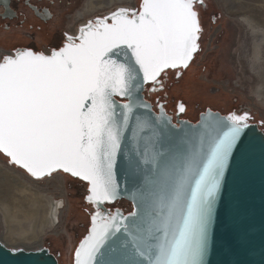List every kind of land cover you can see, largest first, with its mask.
<instances>
[{"label":"snow or ice","instance_id":"snow-or-ice-1","mask_svg":"<svg viewBox=\"0 0 264 264\" xmlns=\"http://www.w3.org/2000/svg\"><path fill=\"white\" fill-rule=\"evenodd\" d=\"M27 6L51 19L47 9ZM206 7L205 0H139L89 20L57 47L34 48L45 38L30 26L17 36L27 43L0 54V155L38 181L63 174L84 182L95 208L74 264H208L217 197L250 117L216 118L194 143L170 148L148 137L141 149L140 134L155 133L135 114L151 112L142 93L166 95L169 79L180 80L194 62ZM155 107L156 121L166 119L159 100ZM120 156L126 175L143 174L127 217L101 207L121 195Z\"/></svg>","mask_w":264,"mask_h":264},{"label":"rangeland","instance_id":"rangeland-1","mask_svg":"<svg viewBox=\"0 0 264 264\" xmlns=\"http://www.w3.org/2000/svg\"><path fill=\"white\" fill-rule=\"evenodd\" d=\"M85 1L55 0L56 4L52 6V11L57 21L55 23L61 22L59 28L62 32L68 31L77 23V21H74L75 15L77 11L82 9ZM125 3L130 7H137L139 0H131L122 4ZM210 5L220 15L227 27L226 38L221 43V48L218 51L220 52L219 57H222L224 62L227 60L226 79L216 76V79L223 78V80L210 81V86L223 91L224 96L232 104L230 109H236L240 105V109L250 108L255 112L256 119L261 124L260 128L264 132V99L258 96V91L264 83V38L258 34L260 62L257 66V78L249 70L252 56L249 38L243 25L240 23V26L237 21V17L249 16L252 25L258 27V31H264V0H210ZM67 10L70 11L67 13L69 17L66 20L60 18L62 13ZM55 23L49 24L50 29L54 28ZM44 38V41L39 45L40 49L42 47L47 48L46 46L51 40L45 36ZM10 49V47H7L3 51H9ZM214 49L215 45H208L205 52ZM216 58L218 57H212L214 60ZM230 79L233 80L232 83H234L233 87L235 89L232 88L231 81H228ZM144 94L148 95L147 92H144ZM24 184L27 190L36 194V199H32L28 193L25 195L22 193ZM86 194V186L79 180L67 178L63 174H54L51 178L35 181L20 169L8 165L6 159L0 155V242L11 249L37 250L40 247L50 248L51 254L56 256L59 264H72L74 250L79 241L86 235L89 227V217L93 212L92 206L84 203ZM30 198L39 203L38 209L34 210L32 208V202L28 201ZM50 198H53L54 202L63 199L65 206L60 216V225L57 227L44 226L41 235L40 227L46 214L45 205ZM106 206L111 210L113 208L122 209L124 213L132 211L131 204L125 200ZM1 208L9 212V227L6 226ZM32 233L37 234L38 237L32 239Z\"/></svg>","mask_w":264,"mask_h":264},{"label":"water","instance_id":"water-1","mask_svg":"<svg viewBox=\"0 0 264 264\" xmlns=\"http://www.w3.org/2000/svg\"><path fill=\"white\" fill-rule=\"evenodd\" d=\"M110 13L107 12L104 16ZM81 26L83 25H79L78 29ZM78 29L75 35L78 34ZM67 35L71 34L67 33ZM141 96L144 99V93ZM117 99L120 98L117 97ZM148 104L151 112L137 109L135 114L150 120L155 135L152 132L141 133L140 135L145 137V140L140 142L141 149L148 137L164 148H170L182 142L194 143L197 138L205 134V125L214 122L216 118L224 119L228 116H222L207 109L206 113L200 114L195 124L187 121L174 124L167 115L166 119L157 122L156 117L160 110L158 108L156 113L151 104ZM247 124L248 127L244 129L237 147L233 149V154L229 158L217 197L208 264H264V132L260 128V123H251L248 120ZM131 134L129 129L126 135L130 137ZM131 143L129 141L130 145ZM125 168L124 157L120 156L116 175L121 195L113 203L101 206L105 213H115L118 210L123 216H129V213H124L122 209L111 210L106 206L120 200L127 201L131 204L132 211L135 210V201L132 197L143 174L140 178L133 174L126 175ZM84 203L87 204L85 199ZM94 211L95 208H93ZM0 264H58V261L45 247L37 250L11 249L0 242ZM72 264H74V257Z\"/></svg>","mask_w":264,"mask_h":264},{"label":"flooded vegetation","instance_id":"flooded-vegetation-1","mask_svg":"<svg viewBox=\"0 0 264 264\" xmlns=\"http://www.w3.org/2000/svg\"><path fill=\"white\" fill-rule=\"evenodd\" d=\"M87 1L91 0L85 1L82 9L78 11L79 14L75 20L81 21L105 11L103 10L86 15L85 4ZM5 3L7 4V10ZM205 3L207 7L202 9L200 13V20L203 28L202 36L199 41L201 50L196 54L194 62L188 70L184 71L183 77L180 80L177 81L175 76L169 79L166 95L162 93L157 96L148 93L147 96L144 94V100L151 104L153 111L156 113L158 112V108L155 107V102L159 100L164 106L165 114L171 118L174 124H178L180 121H187L195 124L198 122L200 114L206 113L207 109L219 113L222 116L247 113L250 117L249 122L260 123L256 119V113L250 108L240 109L241 106L239 105L236 109H230L232 104L228 98L224 96V93H222L223 91L210 86V81H222L226 75L227 60L224 62L223 58L219 57L220 52L218 51L221 48V43H223L226 38L227 27L220 15L214 8H211L210 0H205ZM29 4L34 6V8L38 10V13H43V11L47 9L51 13V19L45 22V18L42 15H38L32 8L27 6ZM55 4V0H0V49H5L7 47L12 48L11 46L21 42L27 43V39L20 41L17 39V36L22 31L25 32L27 36V30H29L30 26L43 29L41 35L45 36L47 39H51L48 46H46L47 48L59 46L64 40V34H67L66 32L69 30L62 32L59 28L61 22L55 23L57 21L52 11V6ZM69 12V10L63 12L60 18L66 20L67 16H69L67 13ZM225 15L228 17L227 14ZM52 22L55 23V26L50 29L49 24H52ZM22 24L23 27H21ZM5 27H7V31H5ZM39 45L40 44H37L35 41L32 42V46L37 50L40 49ZM208 45H215V49L205 52ZM213 56H217L218 58L214 60L212 59ZM216 76L223 78L216 79ZM228 81H231V79ZM232 81L231 86L234 88V83H232ZM180 104L184 105V112H179L178 105Z\"/></svg>","mask_w":264,"mask_h":264},{"label":"bare ground","instance_id":"bare-ground-1","mask_svg":"<svg viewBox=\"0 0 264 264\" xmlns=\"http://www.w3.org/2000/svg\"><path fill=\"white\" fill-rule=\"evenodd\" d=\"M127 1L130 2L131 0H91V1H87V3L85 4V12L87 15V14H93L94 12H99V11L105 10V11H103V13L100 12V13H97V14L91 16V17H95L98 14L101 15V14H104L106 12L113 11L114 9L119 8V7H128L127 3L122 4V3L127 2ZM114 5H116V6H114ZM109 8H111V9H109ZM78 14H79V12L77 11L75 16L77 17ZM76 17H75V19H76ZM248 17H246L245 15L240 16V17H237V20H238V22H240L243 25L244 29L246 30L247 36L249 38V47H250V51H251V55H252L250 58V64L251 65H250L249 70L252 72L253 75H255V77L258 78V67L257 66H258V62H260L259 61V53H260L259 49H260V47L258 46V40L257 39H258V34H260V36H262L264 38V31H262V30L258 31V27H255L254 25H252V21L250 20L251 18L249 19ZM88 18H90V17H88ZM75 19H74V21H77V23H75L72 28H69V31L66 33H69L72 35L76 34L78 26L84 25L87 21V18L84 20H81V21L75 20ZM1 50H3V49H1ZM260 57H261V55H260ZM260 77H262V75H260ZM258 96L264 99V83L261 85V88L258 91ZM22 193L24 195L26 193H28L29 195H31L32 199L33 198L36 199V194H34L33 192H30V190H27L26 185L24 186V190L22 191ZM32 199L30 198L28 201L32 202L31 206L34 210H36L39 207V203L33 201ZM52 199L50 198V200L47 201L46 205H45L46 214L42 220L41 227H40L41 228L40 229L41 235L43 234L44 226H46V227L54 226V224H55L53 218L55 217V214L57 213V209L59 208L58 204L60 205V203H58L57 200L54 202ZM1 211L3 213V218H4V221L6 223V226L9 227V212L5 209H2ZM36 237H38V235L32 233L31 238L34 239ZM14 249H18V248H14Z\"/></svg>","mask_w":264,"mask_h":264},{"label":"built area","instance_id":"built-area-1","mask_svg":"<svg viewBox=\"0 0 264 264\" xmlns=\"http://www.w3.org/2000/svg\"><path fill=\"white\" fill-rule=\"evenodd\" d=\"M129 8H132V7H130V6H128ZM109 12H112V11H109ZM107 13V12H106ZM106 13H104V14H101V15H96V16H104ZM95 16V17H96ZM67 17H69V16H67ZM94 17H90V18H87V20H90V19H93ZM69 34V33H68ZM72 35V34H71ZM75 35V34H74ZM73 35V36H74ZM44 48V47H43ZM5 52H7L6 50H1L0 51V54H3V53H5ZM58 201V203H60V205L61 206H59V208L57 209V213L55 214V217L53 218L54 219V226L55 227H57L58 225H60V216H61V214H62V211H63V209H64V206H65V203H64V200L63 199H58L57 200ZM59 223V224H58Z\"/></svg>","mask_w":264,"mask_h":264},{"label":"trees","instance_id":"trees-1","mask_svg":"<svg viewBox=\"0 0 264 264\" xmlns=\"http://www.w3.org/2000/svg\"><path fill=\"white\" fill-rule=\"evenodd\" d=\"M48 249H49L50 253H52L51 250H50V248H48ZM53 255H54V254H53Z\"/></svg>","mask_w":264,"mask_h":264}]
</instances>
